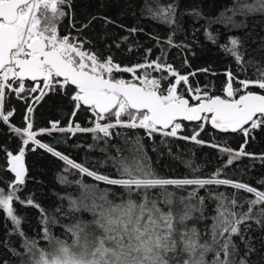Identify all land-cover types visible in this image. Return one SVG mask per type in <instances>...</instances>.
<instances>
[{"label":"snow or ice","instance_id":"snow-or-ice-1","mask_svg":"<svg viewBox=\"0 0 264 264\" xmlns=\"http://www.w3.org/2000/svg\"><path fill=\"white\" fill-rule=\"evenodd\" d=\"M64 7L70 8L71 0H0V121L21 141L16 154L3 149L5 170L14 174V178L8 182L10 191L0 188V211L15 226L8 235L15 234L21 240L18 246L0 241L8 253L0 264H264V236L257 246L250 235L256 229L264 231V190L234 180L224 172L241 157L254 155L245 151V145L253 130L264 127V94H261L264 73L254 80L239 79L229 69L225 72L227 79L221 96L210 94L207 87L193 85L190 77L196 75L195 71L182 74L171 64L161 62V57L150 61L146 56L143 63L122 67L111 55L105 57L86 49L89 42L85 39L72 36L71 32L58 33V21L67 15ZM176 9L174 2L162 5L160 0L145 6L151 19L168 26L177 25ZM256 14L264 15V0H233L216 17L204 16L197 8L188 12L196 20L204 21V34L214 44L219 37L210 31L212 25L242 28L246 26L244 21L237 22L236 17L246 19ZM90 24L91 20L82 24L77 33ZM72 27L75 28V23ZM174 31L165 41L169 46H175ZM157 43L161 41L157 39ZM240 45L241 39L236 36H229L228 42L221 45L238 65L243 64ZM151 51L146 50L147 54ZM147 69L166 74L154 78ZM138 70H144L142 77ZM117 73H130L132 79L117 77ZM234 83L239 87H234ZM250 86L261 93L250 90ZM10 93L27 104L23 128L10 123L15 109L5 110ZM25 93L28 95H21ZM49 93H61L68 98L72 105L70 119L66 126L52 121L50 128L36 132L31 114L34 105ZM81 111L91 113L92 126L82 127L76 122L75 117ZM184 122H197L190 135L181 134L187 127ZM206 123L222 133H241L244 144L233 150L226 142L221 145L200 139ZM117 128L143 130L144 137L114 133ZM52 132L73 136L90 133L93 140L104 141L107 147L101 148V152L113 148L117 153L108 157L115 172L101 174L91 170L37 139L38 135ZM114 134L122 138V145H109ZM157 135L218 149L227 159L222 167L210 173H203L202 166L185 161L189 175L159 174L152 167L143 143L145 137L154 141ZM30 144L62 161L65 173L73 174L72 170H76L81 176L123 191L100 190L95 184L70 181L61 174L58 179L62 184L75 183L80 190L78 196L60 197L67 199L66 208L61 204L49 213L31 196L21 199L28 174L26 151L36 150ZM260 183L264 185V181ZM221 186L235 191H218ZM201 189L206 195H200ZM240 192L251 194V198L240 196ZM206 200L215 202L214 215H205ZM14 203L39 209L44 225L42 236L31 238L20 229L21 218ZM61 217L66 218L63 224ZM205 220L211 223L203 230L195 223L189 224ZM52 225L63 228L66 238L54 236ZM41 242L47 246H41Z\"/></svg>","mask_w":264,"mask_h":264},{"label":"trees","instance_id":"trees-1","mask_svg":"<svg viewBox=\"0 0 264 264\" xmlns=\"http://www.w3.org/2000/svg\"><path fill=\"white\" fill-rule=\"evenodd\" d=\"M153 0H71V7H64L62 10L67 15L58 21V33L60 35L71 32L72 36H79L89 43L85 44L86 49L98 51L104 56L111 55L114 62L124 66H133L137 63H143L145 57L148 60H155L161 57V62L171 64L180 73L196 72L194 77H190L193 85L201 88L207 87L210 94L223 96L222 85L226 81L225 72L231 69L234 75L239 79H257L264 73V15L256 14L244 17H236L237 22L244 21L245 27L226 28L224 25L214 24L210 31L218 35L217 43H212L205 36L203 20H196L188 12L193 9H199L204 16L216 17L226 7L232 5L233 0H160L162 5L174 2L177 5L176 21L177 25H164L151 19L145 10L146 4H151ZM95 17V19H92ZM105 18L112 21L107 23ZM91 24L84 29L82 33H77L82 24ZM75 23V28L72 24ZM123 26V27H121ZM131 28L138 31L132 33ZM142 29V31H140ZM172 36L175 46H169L165 41L169 35ZM229 36H236L241 39L239 52L243 57V64L238 65L235 58L225 54L221 45L228 42ZM125 38H127L125 40ZM157 39L161 41L157 43ZM119 45V47H117ZM131 49V50H129ZM151 49V54L146 50ZM163 50V55H162ZM210 69L209 72L198 71L200 69ZM144 70H138V75L142 77ZM154 78H159L166 73L147 69ZM215 73V75H213ZM117 77L132 79L130 73H117ZM166 83V81H165ZM234 87H239L234 83ZM250 90L261 93V90L250 86ZM38 93H32V96ZM264 94V93H261ZM21 95H28L27 93ZM31 100L28 101L30 103ZM15 109L14 115L10 118V123L17 127H25V116L27 115V104L25 100L19 99L14 93H10L6 103L5 110ZM72 105L68 98L61 93H49L39 103L34 105V112L31 114L33 130L39 132L42 128H50L52 121H59L60 126H66L70 119ZM91 113L83 112L77 114L76 122L82 127L92 126L89 122ZM187 125L181 132L182 135H190L195 124ZM114 133L119 132L127 136L140 135L144 137L143 130H128L117 128ZM42 143L53 146L55 150L69 156L70 159L84 164L91 170H97L101 174L115 172L109 155H116L115 149L109 148L107 152H101L100 149L107 147L104 141L93 140L90 133H76L74 136L69 133L52 132L51 135L45 133L37 136ZM200 139L221 144L227 143L233 150H239L244 144L245 137L239 133H222L211 127L210 123L205 124L204 131L200 134ZM164 141V143H161ZM147 148L152 167L159 173L169 177H183L190 174V169L185 165V161H191L193 166L200 165L201 172L210 173L217 167H222L227 157L218 149L198 145L191 141H185L179 138H165L157 135L155 140H143ZM21 144L20 138L11 131L8 125L0 121V188L10 191L8 183L14 178L6 169L7 149L16 154ZM123 144L120 136L109 139V145ZM35 147V151H26L25 164L28 168L26 183L20 193L21 199L31 196L36 203L46 209L49 213L54 212L56 207L61 204L67 207V199L61 200L60 197L68 195L78 196L80 194L79 186L75 183L62 184L58 177L63 174L70 181L83 180L86 184H95L100 190L110 188L112 191L122 192L116 186H108L103 182L94 181L91 177L81 176L76 170L73 174L65 173V165L57 157L52 156L46 150ZM155 148V150H153ZM245 151L254 154L253 156H244L235 161L231 166L224 169V172L234 180L248 183L258 190H264V127L253 130L247 138ZM127 155V153H125ZM218 191L233 192L235 190L221 186ZM200 195H206L203 189ZM240 196L251 198V194L239 193ZM16 214L21 218L20 229L31 238L42 236L43 223L42 214L39 209L14 203ZM215 202L206 200L205 215H214ZM87 215V214H85ZM66 222V218H60V224ZM199 230H203L205 225H210L211 220L193 222ZM253 229L256 226L253 224ZM15 226L6 217V214L0 211V241H11L14 246H18L21 238L13 232ZM54 236L66 238L64 229L59 225L50 226ZM255 239L257 246L260 244L259 238L264 236V231L256 229L250 232ZM236 242L239 243L238 238ZM41 246H47L41 242ZM242 247V245H241ZM6 249L0 246V259H7ZM255 258V257H253Z\"/></svg>","mask_w":264,"mask_h":264},{"label":"water","instance_id":"water-1","mask_svg":"<svg viewBox=\"0 0 264 264\" xmlns=\"http://www.w3.org/2000/svg\"><path fill=\"white\" fill-rule=\"evenodd\" d=\"M39 95V93L37 94ZM31 103V102H30ZM185 124H196L197 122H184Z\"/></svg>","mask_w":264,"mask_h":264}]
</instances>
